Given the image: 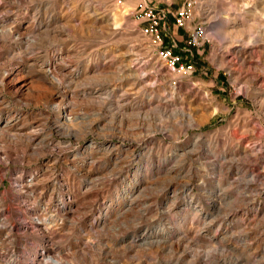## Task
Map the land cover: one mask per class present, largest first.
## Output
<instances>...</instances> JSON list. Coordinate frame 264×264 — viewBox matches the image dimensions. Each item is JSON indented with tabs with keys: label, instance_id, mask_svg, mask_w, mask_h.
<instances>
[{
	"label": "rangeland",
	"instance_id": "obj_1",
	"mask_svg": "<svg viewBox=\"0 0 264 264\" xmlns=\"http://www.w3.org/2000/svg\"><path fill=\"white\" fill-rule=\"evenodd\" d=\"M185 1L0 0V264H264V0Z\"/></svg>",
	"mask_w": 264,
	"mask_h": 264
},
{
	"label": "built area",
	"instance_id": "obj_2",
	"mask_svg": "<svg viewBox=\"0 0 264 264\" xmlns=\"http://www.w3.org/2000/svg\"><path fill=\"white\" fill-rule=\"evenodd\" d=\"M197 0H186L178 14L176 15V24L178 26H185L190 21L197 8ZM161 13L155 7H147L139 16L141 22V33L151 41L158 49V58L163 62L167 61L168 67L174 73H188L192 72L194 67L191 64H184L180 62V57L174 56L171 48L162 47L164 36L160 27ZM205 35L203 26H195L191 28V44H197L199 39Z\"/></svg>",
	"mask_w": 264,
	"mask_h": 264
},
{
	"label": "bare ground",
	"instance_id": "obj_3",
	"mask_svg": "<svg viewBox=\"0 0 264 264\" xmlns=\"http://www.w3.org/2000/svg\"><path fill=\"white\" fill-rule=\"evenodd\" d=\"M248 52H249V51H248L247 49H245V48H242V49H240V50L238 51V53H248ZM60 59H61V58H60ZM61 61H62V60H61ZM55 65H56V61H55ZM56 66H57V65H56ZM58 66H59V65H58ZM53 67H54V66H53ZM58 68H59V67H58ZM58 68H57V69H58ZM51 69H52V68H51ZM51 69H50V70H51ZM53 69H54V68H53ZM59 69H60V68H59ZM59 69H58V70H59ZM58 70H57V71H58ZM51 71H52V70H51ZM60 71H61V70H60ZM236 79H237V78H236ZM93 94H94V93H93ZM9 126H13V127H14V123H12V121H10V120H9V121H6V123L4 124V127H9ZM36 137H37V136H36L35 134L29 136V138H31L32 141L35 140ZM62 204H63L62 206H63L64 209H67V208H68L64 203H62ZM64 212H65V211H64ZM226 215H227V214H226Z\"/></svg>",
	"mask_w": 264,
	"mask_h": 264
}]
</instances>
